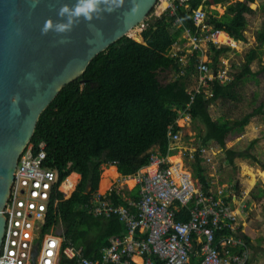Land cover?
<instances>
[{
  "label": "trees",
  "instance_id": "obj_1",
  "mask_svg": "<svg viewBox=\"0 0 264 264\" xmlns=\"http://www.w3.org/2000/svg\"><path fill=\"white\" fill-rule=\"evenodd\" d=\"M254 1L238 0L228 5L224 14L214 12L207 23L213 30L226 32L235 41H244L243 32L248 16L253 12ZM188 3V10L178 7L177 14L182 21L179 28L166 14L153 16V8L140 30L111 44L90 61L80 77L65 85L36 123L29 144L36 150L39 143H45V164L58 170L60 177L70 172L81 176L69 198L64 199L62 193H57L59 201L51 207L45 229L61 223L65 238L75 246H81L87 257L98 259L101 250L109 245V239L125 232L117 216L95 218L80 208L88 199L87 186L91 191L97 190L103 164L114 165L121 175L128 176L149 163L150 149L158 147L162 155H167L168 132L180 131L177 120L185 115L204 126L202 145L212 141L221 148L233 136L241 134L252 117L264 115V104L234 121L214 120L208 111L218 99H236L238 84L248 76L257 75L250 68L260 52L257 48L247 53L241 71L233 80L220 83L213 79L209 82L211 96L208 98L203 92L187 89V78L194 72L198 50L189 59L184 75L167 83L159 81L161 71L180 72L170 50L184 30L192 34L197 31L192 11L201 5L222 4L223 0H189ZM261 12L264 15V0ZM257 40L264 44V23L257 33ZM211 49L215 53V62L228 50L213 44ZM226 155L230 163L234 156L257 161L246 151L226 150ZM202 161L200 152L196 153L194 175L207 190L209 184ZM130 195L138 200L139 186H135ZM111 199L114 204L126 205L114 191ZM243 239L246 247L251 245L249 237L243 235ZM246 247H237L233 251L242 252ZM68 255L72 256L68 246L64 245L59 264H76ZM191 263L197 264L198 259L192 257Z\"/></svg>",
  "mask_w": 264,
  "mask_h": 264
},
{
  "label": "built area",
  "instance_id": "obj_2",
  "mask_svg": "<svg viewBox=\"0 0 264 264\" xmlns=\"http://www.w3.org/2000/svg\"><path fill=\"white\" fill-rule=\"evenodd\" d=\"M188 1L158 0L156 4L161 5V13L173 18V25L179 28L182 21L177 14L178 7L188 10ZM206 20L203 9L192 11L197 31L194 34L183 32L191 48L189 57L180 47L170 50L179 64L178 76L185 74L189 59L199 49L201 41L211 42L216 47L228 45L218 42L219 30L209 29ZM208 71L207 64L197 59L193 73H198L199 88L193 90L195 93H200V86L209 85L213 79L220 83L229 80L224 71L213 76H208ZM168 139L167 155L154 147L149 151L147 165L135 174L117 178L139 185L138 200L121 194L115 188L114 179H110V186L103 193L98 188L91 191L87 186L88 199L80 205L83 212L103 219L117 216L125 227L124 233L109 239V245L101 250L98 259L87 257L81 246H75L65 238L64 232L55 230L54 225L45 229L51 207L59 201L57 193H62L64 199L69 198L81 176L79 174L74 182L70 181L73 172L60 177L58 170L45 164V143H39L36 150L28 144L18 157L3 208L5 226L0 264H58L64 245L68 246L72 255L68 256L76 264H192V257L198 259L197 264H249L248 249L232 204L222 197V190L214 195L208 188L197 186L183 161L182 164L170 161L177 150L178 132L169 131ZM64 186L70 188L65 190ZM113 191L126 205L113 203ZM217 234L219 238L215 240ZM237 247L246 248L242 252L233 251Z\"/></svg>",
  "mask_w": 264,
  "mask_h": 264
},
{
  "label": "water",
  "instance_id": "obj_3",
  "mask_svg": "<svg viewBox=\"0 0 264 264\" xmlns=\"http://www.w3.org/2000/svg\"><path fill=\"white\" fill-rule=\"evenodd\" d=\"M158 0H107L59 32L76 0H0V249L18 157L40 114L90 61L144 22ZM51 24V27H46Z\"/></svg>",
  "mask_w": 264,
  "mask_h": 264
},
{
  "label": "rangeland",
  "instance_id": "obj_4",
  "mask_svg": "<svg viewBox=\"0 0 264 264\" xmlns=\"http://www.w3.org/2000/svg\"><path fill=\"white\" fill-rule=\"evenodd\" d=\"M236 1L238 0H223L222 4L201 5L199 8L204 10L207 22L209 16L214 15V12L222 15L226 12L227 6ZM262 2L263 0L254 1L253 12L248 16V23L243 32L244 41H235L229 38L233 42L227 43L228 45L218 47L214 45L216 48H228L227 51L218 56L216 62L214 61L215 53L211 49V44L213 43L208 41L199 43V54L196 59H200L207 64L209 68L208 76L224 71L227 73L229 80H233L234 76L241 71L246 55L251 49L257 48L260 51L257 58L250 65L251 70L256 72L257 75L248 76L238 84L235 91L236 99H218L209 106L208 111L214 120L234 121L264 104V44H260L257 40V33L261 30L264 23V15L261 12ZM154 8L153 16L159 17L162 14L161 5L156 4ZM140 25L134 28L132 32L140 30ZM208 28L212 27L209 25ZM183 36L184 34L180 37L183 41H179L178 45H180L181 49L183 48L182 52H185L189 57L191 48L189 41L184 39ZM174 46L171 47V51L178 49ZM197 75L198 73L195 72L188 76V91L199 88ZM177 77L178 74L173 70L158 73V79L161 83H167ZM229 80L226 81L230 82ZM200 87L201 92L209 97V85ZM177 125L181 128L178 131V141L175 144L177 150L175 151V156L170 158V161L175 163L182 159L185 167L193 174L197 186L202 187V184L194 175L195 154L200 152L203 158L201 164L204 167V174L209 184L208 191H211L214 195H218L221 190L223 191L222 197L230 201L237 214L240 232L249 237L251 245L247 247L249 253L248 263L264 264V115L252 117L248 124L245 125L242 133L238 136H233L226 142L224 148L217 146L212 141L202 145L201 135L204 133V126L198 120L191 119L188 115L180 117L177 120ZM226 150L235 152L246 151L254 156L257 161L234 156L230 163L227 159ZM118 174L120 173L116 166L103 164L101 166L98 191L101 192L99 188L100 181L107 179V176H109V178L114 179L115 188L121 194L127 195L134 182L123 181L121 178L116 179L119 177ZM54 226L55 230L64 232V227L60 223Z\"/></svg>",
  "mask_w": 264,
  "mask_h": 264
},
{
  "label": "clouds",
  "instance_id": "obj_5",
  "mask_svg": "<svg viewBox=\"0 0 264 264\" xmlns=\"http://www.w3.org/2000/svg\"><path fill=\"white\" fill-rule=\"evenodd\" d=\"M102 0H76L75 4L69 7L64 5L60 8L59 14L65 17L64 22L57 24L56 30L64 32L68 30L76 19L81 17L85 19H91L92 15L100 9ZM107 2V0H103ZM46 27H51V24H47Z\"/></svg>",
  "mask_w": 264,
  "mask_h": 264
},
{
  "label": "bare ground",
  "instance_id": "obj_6",
  "mask_svg": "<svg viewBox=\"0 0 264 264\" xmlns=\"http://www.w3.org/2000/svg\"><path fill=\"white\" fill-rule=\"evenodd\" d=\"M132 32V31H131ZM217 40H218V42H220V43H225V44H229V42L230 43H232L233 42V40H230L229 39V37L227 36V34L226 33H224L223 31H219V33L217 34ZM173 156H175V155H173ZM173 156H171V157H173ZM170 157V158H171ZM173 164H182V159L181 160H178L177 162H175V163H173ZM78 177V175H76V174H72L71 175V177H70V181L71 182H74L75 180H76V178ZM110 179L111 178H109V176H107V179H102L101 181H100V185H99V188H100V191L102 192H104L105 190H107V188L109 187V185H110ZM128 182H132V180H128ZM70 187L69 186H64V189L65 190H68Z\"/></svg>",
  "mask_w": 264,
  "mask_h": 264
},
{
  "label": "crops",
  "instance_id": "obj_7",
  "mask_svg": "<svg viewBox=\"0 0 264 264\" xmlns=\"http://www.w3.org/2000/svg\"><path fill=\"white\" fill-rule=\"evenodd\" d=\"M184 37V36H183ZM185 39V38H184ZM179 41H183V39H181V38H179L177 41H176V43H174L173 45H175L174 47L175 48H178V47H180V45H178L179 44ZM183 44H185V43H183ZM172 45V46H173ZM181 47H183V45H181ZM183 49V48H182ZM183 53V52H182ZM185 53V52H184ZM111 166V165H110ZM73 174H76V175H79L78 173H75V172H73ZM119 176H123V175H121V174H118ZM118 178V177H117ZM116 178V179H117ZM135 186H139V185H134L132 188H131V190L129 191V193L127 194L130 198H132L131 197V195H130V193L133 191V189L135 188ZM121 197V196H120ZM123 199V198H122ZM133 199V198H132ZM61 224V223H60ZM62 225V224H61ZM58 264H59V261H58ZM255 264V263H254ZM260 264V263H259Z\"/></svg>",
  "mask_w": 264,
  "mask_h": 264
}]
</instances>
